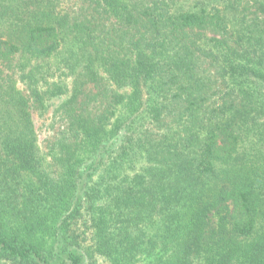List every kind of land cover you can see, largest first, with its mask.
I'll use <instances>...</instances> for the list:
<instances>
[{
	"label": "trees",
	"instance_id": "1",
	"mask_svg": "<svg viewBox=\"0 0 264 264\" xmlns=\"http://www.w3.org/2000/svg\"><path fill=\"white\" fill-rule=\"evenodd\" d=\"M0 264H264V0H0Z\"/></svg>",
	"mask_w": 264,
	"mask_h": 264
},
{
	"label": "rangeland",
	"instance_id": "2",
	"mask_svg": "<svg viewBox=\"0 0 264 264\" xmlns=\"http://www.w3.org/2000/svg\"><path fill=\"white\" fill-rule=\"evenodd\" d=\"M34 119L36 120L37 125L41 122L39 116L36 113L34 114Z\"/></svg>",
	"mask_w": 264,
	"mask_h": 264
}]
</instances>
